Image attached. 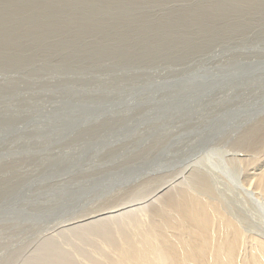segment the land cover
Segmentation results:
<instances>
[{"label": "rangeland", "instance_id": "1", "mask_svg": "<svg viewBox=\"0 0 264 264\" xmlns=\"http://www.w3.org/2000/svg\"><path fill=\"white\" fill-rule=\"evenodd\" d=\"M226 1L0 0V264H67L74 235L147 207L197 165L232 201H251L228 166L237 142L187 160L170 133L254 111L241 139L264 130V80L247 83L237 71L249 63L218 56L263 47L264 32ZM231 70V89L215 90Z\"/></svg>", "mask_w": 264, "mask_h": 264}, {"label": "bare ground", "instance_id": "2", "mask_svg": "<svg viewBox=\"0 0 264 264\" xmlns=\"http://www.w3.org/2000/svg\"><path fill=\"white\" fill-rule=\"evenodd\" d=\"M230 2L247 14L244 21L252 23L258 33L264 32V18L256 19L257 15H264V0ZM243 32L248 31L236 34ZM241 50L244 51L232 49L233 53L224 52L218 56L222 63L232 59L249 63V67L237 72L243 73L242 78L247 83H263L264 46L253 45ZM237 72L221 74L219 80L224 81L225 86L213 88L229 91L233 84L225 82ZM254 112L244 121L236 120L243 116L239 113L227 119L226 114L219 113L213 119L202 123L195 121L183 131L174 129L170 133L178 131L175 135L178 141L185 143L191 154L194 152L187 160L197 154L199 146L207 149L209 145L237 142L238 154L227 165L238 171L236 187L264 215V130L255 132L257 128L252 127L243 139L240 132V128L259 113ZM197 115L201 118L199 121L208 117L204 112ZM224 127L231 128L223 131ZM215 135L218 140L206 145L205 141ZM250 202L232 201L217 189L213 173L197 165L182 183L159 194L147 207L113 216L93 233L74 235L78 240L72 241L80 248H72V254L62 260L67 264H264V223L262 226L251 214Z\"/></svg>", "mask_w": 264, "mask_h": 264}]
</instances>
